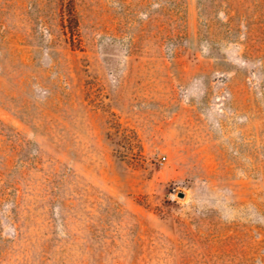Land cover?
<instances>
[{"label":"rangeland","instance_id":"rangeland-1","mask_svg":"<svg viewBox=\"0 0 264 264\" xmlns=\"http://www.w3.org/2000/svg\"><path fill=\"white\" fill-rule=\"evenodd\" d=\"M0 264H264V0H0Z\"/></svg>","mask_w":264,"mask_h":264},{"label":"water","instance_id":"water-1","mask_svg":"<svg viewBox=\"0 0 264 264\" xmlns=\"http://www.w3.org/2000/svg\"><path fill=\"white\" fill-rule=\"evenodd\" d=\"M178 196H182L183 194L181 193V192H178V194H177Z\"/></svg>","mask_w":264,"mask_h":264},{"label":"built area","instance_id":"built-area-1","mask_svg":"<svg viewBox=\"0 0 264 264\" xmlns=\"http://www.w3.org/2000/svg\"><path fill=\"white\" fill-rule=\"evenodd\" d=\"M164 158H162L161 160H163Z\"/></svg>","mask_w":264,"mask_h":264}]
</instances>
